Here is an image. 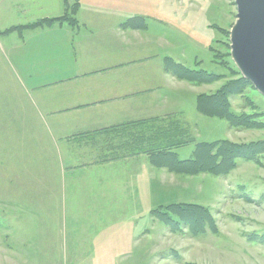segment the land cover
Returning a JSON list of instances; mask_svg holds the SVG:
<instances>
[{"label":"crops","instance_id":"0c3cea01","mask_svg":"<svg viewBox=\"0 0 264 264\" xmlns=\"http://www.w3.org/2000/svg\"><path fill=\"white\" fill-rule=\"evenodd\" d=\"M76 2L0 0V74L13 80L9 84L0 76V86H11L16 96L20 90L17 100L22 102L26 96L29 106L17 109L22 124H17L20 128L18 133L15 131V138L2 125L0 129L4 149V154H0L1 208L3 203L10 204L16 213L10 225H58L61 229L66 225L69 208L75 206L69 201H93L79 199L77 189L69 201L64 197L58 200L55 181L51 183L47 169L46 179L42 164L47 163L50 169L52 164V174L62 175L63 181L66 177L83 179L92 171L97 189L104 182L115 180L119 184L109 189L133 186L135 191L151 194L155 181L159 180L157 189H167L169 176H179L161 166L164 154L158 151L162 145L171 144L167 150L179 160H189L194 157L197 144L215 141L202 139L199 125L207 120L212 131L216 118L201 115L192 91L183 90L186 82L169 71L168 46H163L159 38L152 41V37L139 33L148 31L149 18L126 16L122 10L126 2L114 0L107 10L103 0H78L75 22L64 19L5 33L14 26L62 17L68 12L67 6ZM115 5L117 9L111 10ZM137 16L143 17L148 27H123ZM187 108L194 116L188 115ZM23 130L30 132L34 140L27 145L37 146L29 153L38 157L34 168L30 163L32 168L20 164L28 156V151L21 149ZM183 148L189 150L184 157L179 153ZM159 174H164V178ZM113 199L112 203L130 201L128 196ZM102 201L95 204L101 206ZM141 204L143 197H139L137 205ZM116 208L96 210L102 212L104 219H119L125 208ZM49 242L56 247L59 239L50 238Z\"/></svg>","mask_w":264,"mask_h":264},{"label":"rangeland","instance_id":"374dc122","mask_svg":"<svg viewBox=\"0 0 264 264\" xmlns=\"http://www.w3.org/2000/svg\"><path fill=\"white\" fill-rule=\"evenodd\" d=\"M119 1L126 2V7L122 8L126 16L149 18L148 31L139 33L152 37V41L153 38L163 40V46H168L169 66L177 60L190 69L196 68L192 70L224 75L212 83H200L181 79L169 70L171 75L186 82L183 90L192 91L196 105L200 95H211L228 81L245 78L231 51L230 39L238 13L235 0ZM103 3L108 10V5L114 0H103ZM116 9L117 5L111 10ZM5 68L9 72L7 63ZM0 76L9 84L13 83L8 75ZM17 96L12 93L11 86H0V129L2 125L13 138L20 128L17 124H22L20 116L18 118L16 114L18 107H29L26 96H23L22 102L17 100ZM230 103L233 113L255 116L262 126L232 127L226 120L216 118L215 128L209 131L208 121L203 120L199 125L202 139L234 143L264 141V95L249 86L243 95L230 98ZM186 112L194 116L189 108ZM32 139L30 132L26 131L21 149H26L28 156L25 159L26 154L20 163L23 167L34 168L37 165L35 160L38 157L29 155L31 148L35 150L37 146L26 143L34 142ZM2 143L0 135L1 156L4 154ZM179 153L184 157L189 150L183 148ZM42 168L46 179L48 171L51 183L55 181L53 188L58 190L55 192L58 200L64 197L69 201L71 197L74 198L73 192L77 189L80 191L79 199L93 201L91 204L69 201L75 206L69 208L66 225L61 229L58 225L23 227L10 225L16 213L11 211L13 205L3 203L4 207L1 208L0 195V216L1 213L3 216V220H0V264H264V153L254 161L238 160L236 168L226 176L185 173V177H180L183 174L180 170L169 169L171 174L177 173L179 176H169L170 187L167 189H157L159 180L155 181L151 194L139 189L135 191L133 186L109 189L119 184L115 180H110L108 184L104 182L101 189H97L96 174L92 171H88L83 179L66 177L63 181L62 175L52 174V164L51 169L47 163L46 166L42 164ZM114 169L113 166L112 172ZM105 173L108 174V171ZM159 175L162 178L165 176ZM126 196L130 198L127 204L112 203L113 198ZM139 197H143L141 205H137ZM102 199L101 206L95 204ZM188 203L208 210L214 230L207 223L204 232L194 236L188 225L180 224V230L175 232L155 216V212L164 211L169 204L179 206ZM117 206L125 208L120 211L119 219H104L102 212L96 210L108 207L117 209ZM171 217L179 221L177 216ZM50 238L59 239L56 247L50 244Z\"/></svg>","mask_w":264,"mask_h":264},{"label":"trees","instance_id":"16d2710c","mask_svg":"<svg viewBox=\"0 0 264 264\" xmlns=\"http://www.w3.org/2000/svg\"><path fill=\"white\" fill-rule=\"evenodd\" d=\"M79 9V2L69 7L66 15L59 18L42 19L27 26H14L5 31L11 33L22 28H36L49 25L55 21L64 19L75 22L74 15ZM125 28L145 29L147 27L144 18L134 17L123 24ZM168 68L177 77L186 79L191 82L212 83L216 79L224 77L222 74H210L205 70H192L182 63L174 61L171 66L169 57ZM254 87L252 83L243 78L232 79L225 83L219 90L211 95H200L198 98V111L205 116L220 118L226 120L232 127L259 128L262 126L255 116L236 115L231 110L230 98L233 96L243 95L247 87ZM171 144L162 145L159 149L164 154L162 167H168L172 171L189 175L209 174L215 176H226L237 166L238 160L254 161L264 153V141H255L250 143H234L229 140H217L213 142H201L197 144L194 151V157L189 160H179L175 153L167 150ZM257 160L256 162H258ZM157 165V164H156ZM187 167V168H186ZM156 218L164 222L173 231L180 230V224L185 227L189 226L193 235L204 232L205 225L211 224L214 230L213 219L208 210L204 207L188 204H169L164 211H157ZM177 216L179 221L174 220L171 215ZM207 224V225H208ZM188 225V226H187ZM202 228V229H201ZM198 231V232H197Z\"/></svg>","mask_w":264,"mask_h":264},{"label":"water","instance_id":"95a60500","mask_svg":"<svg viewBox=\"0 0 264 264\" xmlns=\"http://www.w3.org/2000/svg\"><path fill=\"white\" fill-rule=\"evenodd\" d=\"M237 21L231 34L232 57L244 77L264 95V0H235Z\"/></svg>","mask_w":264,"mask_h":264}]
</instances>
